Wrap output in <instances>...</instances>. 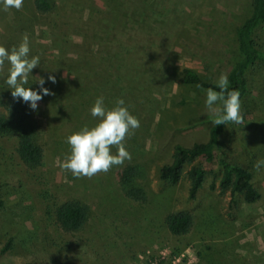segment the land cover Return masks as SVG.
Wrapping results in <instances>:
<instances>
[{"label": "rangeland", "instance_id": "1", "mask_svg": "<svg viewBox=\"0 0 264 264\" xmlns=\"http://www.w3.org/2000/svg\"><path fill=\"white\" fill-rule=\"evenodd\" d=\"M48 3L45 14L34 10L32 0L19 11L0 4V46L11 51L27 35L30 57L39 56L40 65L25 87L39 92L43 78L53 93L31 109L40 128V167L26 169L14 140L0 138V251L8 242L0 264H264V166L254 167L264 160V62L246 75L250 98L243 127H226L220 139L223 159L250 172L258 200L246 206L220 191L217 156L203 166L194 200L187 199L185 176L176 184L158 177L175 144L203 143L214 125L207 92L183 85L181 71L191 69L216 84L228 74L238 59L235 30L248 17L250 0ZM254 41L264 49V24ZM8 68L0 72V98L23 101L11 95ZM99 97L108 110L123 99L140 127L125 141L131 160L78 179L61 167L71 154L67 138L100 122L90 111ZM127 167L135 172L140 201L128 199L119 184L117 175ZM67 201L87 210L76 233L61 231L50 215L53 204ZM179 211L191 216V224L174 236L164 218Z\"/></svg>", "mask_w": 264, "mask_h": 264}, {"label": "trees", "instance_id": "2", "mask_svg": "<svg viewBox=\"0 0 264 264\" xmlns=\"http://www.w3.org/2000/svg\"><path fill=\"white\" fill-rule=\"evenodd\" d=\"M250 3L248 17L235 30L238 59L227 74L229 91L238 90L240 92L242 112L244 101L250 98L246 75L258 62H264V49L254 41L255 32L264 24V0H250ZM32 5L34 10L40 14L50 11L48 0H32ZM180 81L185 86L195 87L204 92H207L209 88L220 91L216 83L204 81L200 75L188 68L181 71ZM219 109H222L221 102ZM243 125L244 122L242 124L229 122L218 126L214 124L208 130L203 143H194L189 147L175 144L170 163L159 169V179L176 184L185 176L188 183L187 199L194 200L204 181L203 166L211 164L217 156V164L220 168L218 180L220 191L228 190L232 201L238 196L244 205H253L258 200L259 193L252 184L250 172L240 165L226 162L221 153L220 139L224 134V129L231 126L243 127ZM39 134V125L32 117L31 108L27 103L0 98V138L14 140V153L19 162L28 170H34L42 163L43 150L38 142ZM188 165L192 166L185 172L184 169ZM117 177L125 196L132 201H140L142 191L133 184L135 172L132 168H124L119 171ZM50 215L61 231L76 233L86 221L87 210L77 202L67 201L53 204ZM164 224L171 235H183L190 227L191 216L183 211L171 213L165 216ZM7 246L8 242L0 252H4ZM142 264H164V262L160 259H150Z\"/></svg>", "mask_w": 264, "mask_h": 264}, {"label": "clouds", "instance_id": "3", "mask_svg": "<svg viewBox=\"0 0 264 264\" xmlns=\"http://www.w3.org/2000/svg\"><path fill=\"white\" fill-rule=\"evenodd\" d=\"M3 10H21L24 0H0ZM6 64L9 66V75L6 83L12 89L11 95L14 99L21 98L28 103L35 111L38 109V102L43 96L52 95L49 89L44 88L45 80L39 78L37 83L40 91H33L25 85L33 69L40 65L39 56L30 57V46L28 36L23 37L19 47H13L11 51L0 46V72L5 70ZM48 80L56 83L55 77L49 75ZM197 87H200L197 85ZM217 87L220 91L212 88L207 90L206 106L215 115L213 123L225 125L229 122L242 124L244 117L241 111L240 92L238 90L229 91V81L226 74H221ZM221 102L222 109L215 105ZM117 107L108 110L104 105V98L99 97L91 108V115L100 118V122L89 129L85 126L81 131L72 134L67 138V143L71 147V154L61 165L63 170L70 171L75 178H89L104 173L107 174L114 166H121L126 160H131V154L126 150L125 141L134 134L140 127V121L131 115L124 100H117ZM117 149L116 154H112V148ZM264 166V160L257 161L254 167L258 170Z\"/></svg>", "mask_w": 264, "mask_h": 264}]
</instances>
